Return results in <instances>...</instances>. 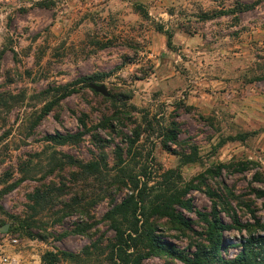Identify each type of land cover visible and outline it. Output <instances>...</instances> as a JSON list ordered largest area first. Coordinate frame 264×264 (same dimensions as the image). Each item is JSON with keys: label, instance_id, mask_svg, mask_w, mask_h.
<instances>
[{"label": "rangeland", "instance_id": "1", "mask_svg": "<svg viewBox=\"0 0 264 264\" xmlns=\"http://www.w3.org/2000/svg\"><path fill=\"white\" fill-rule=\"evenodd\" d=\"M242 4L254 8L201 19ZM160 25L173 34L171 48ZM97 74L109 98L85 87L44 115L60 88ZM85 115L93 129L79 143L45 139L80 132ZM137 126L141 137L130 154L126 136ZM243 133L251 137L219 147ZM102 160L106 169L83 172ZM241 162L259 166L234 170ZM222 164L233 167L216 176ZM256 172L264 175V0H0V229L8 225L5 234L17 236L37 264L49 252L58 264H186L149 255V231L193 254L206 244L200 214L212 218L216 210L228 225L264 222ZM132 195L141 208L140 239L122 260L105 217ZM156 206L182 214L193 231L154 215ZM248 237L238 227L226 232L225 254L235 256L233 246Z\"/></svg>", "mask_w": 264, "mask_h": 264}, {"label": "trees", "instance_id": "2", "mask_svg": "<svg viewBox=\"0 0 264 264\" xmlns=\"http://www.w3.org/2000/svg\"><path fill=\"white\" fill-rule=\"evenodd\" d=\"M136 11L147 20H150V16L145 7L141 4H136ZM253 6H249L247 4L239 5L232 11H215L212 13H205L201 16L203 21H210L216 18H221L230 14L242 13L245 11H250L253 9ZM157 29L160 32H163L167 35L168 47L171 48L173 34L170 31L165 30L164 26H158ZM103 75H92V76H84L78 79L73 83H69L64 87L60 88V92H62V96L56 102L49 104L44 109V115H47L51 112L52 108L61 100L71 97L72 95L78 93L81 89L85 87H89L91 84L95 83L98 80H101ZM82 130L75 134H57V135H47L45 139L54 143L55 145L62 146L67 144H77L83 138L92 132V127H89L86 121V115L80 119ZM179 136V128L176 123H172L171 129L169 130L168 141L170 143L176 142ZM141 137V126H137L136 130L133 132V137L126 136V141L128 142V152L130 154L133 153L137 141H139ZM251 135L247 134H239L236 137H229L228 139L222 140L219 144V147H223L226 145L228 141L240 140L245 141ZM97 143H101L97 142ZM167 151L172 152L171 148L167 145L164 146ZM116 158L119 165H123V150L120 146H117L116 149ZM195 157L198 156V150L194 148ZM187 158V157H185ZM196 160H186L184 163H193ZM108 164L105 160L102 161H92L86 163L82 166V170L85 174L89 176H94L101 172L102 169H106ZM259 164L255 162H241L234 168V170L238 172H247L250 167H258ZM233 167L232 165L222 164L215 168L213 173L216 176H220L222 170L229 169ZM255 181L264 182V175L260 172H256L254 175ZM257 195L259 197H264V190H258ZM174 202H179L180 204H184L189 210L191 209V204L189 201L187 203H182L179 200H173ZM141 208L139 206V202L137 200V196H129L121 203L116 204L112 210H110L105 219L111 223L113 230L116 232L115 242L113 244V252L117 251L118 257L120 259H125L127 255V251L125 248L133 247V245H137L140 238L135 237V235H139V221H138V213ZM154 215H162L163 217H168L171 220H174L182 227L188 229L189 231H193L192 227L189 224L187 218H185L180 213H175L171 207L167 206H156L153 210ZM200 214V213H199ZM202 220L206 224V230L204 234H201L202 237H205L206 244H198L196 245V252L193 254H188L185 250L178 249L167 243L162 241L154 234V230H150L148 233V249L150 250L149 255L153 256H170L173 259L179 260L186 264H264V222H261L256 217L254 224H246L242 225L239 223L238 219H235L234 225L225 224L221 218L216 214V210L212 214V218H209V215L200 214ZM23 227V225H21ZM238 227L240 230H246L249 233V237L245 239L239 245H235L233 247L239 248L238 253L235 256L228 257L225 253H227L225 247V234L226 232ZM126 228V229H124ZM19 228H13L12 232H17ZM80 233L84 232V228H79ZM129 231V233H128ZM259 231L262 234H260ZM32 237V236H31ZM141 237V236H140ZM143 237V236H142ZM132 245V246H131ZM64 256H70L67 253H62ZM141 260V259H140ZM60 261L59 256L54 253H46L43 257V262L46 264H58ZM140 264V262H139Z\"/></svg>", "mask_w": 264, "mask_h": 264}, {"label": "built area", "instance_id": "3", "mask_svg": "<svg viewBox=\"0 0 264 264\" xmlns=\"http://www.w3.org/2000/svg\"><path fill=\"white\" fill-rule=\"evenodd\" d=\"M25 247L17 236L0 234V264H22Z\"/></svg>", "mask_w": 264, "mask_h": 264}, {"label": "water", "instance_id": "4", "mask_svg": "<svg viewBox=\"0 0 264 264\" xmlns=\"http://www.w3.org/2000/svg\"><path fill=\"white\" fill-rule=\"evenodd\" d=\"M89 88L91 90H93L94 92H96L98 94H101L102 96H104L106 98H109L110 97V93H109L108 89L103 84L93 83V84H91L89 86ZM8 229H9V226L8 225H6L5 227L3 226V228L0 229V233L5 234V233L8 232Z\"/></svg>", "mask_w": 264, "mask_h": 264}, {"label": "crops", "instance_id": "5", "mask_svg": "<svg viewBox=\"0 0 264 264\" xmlns=\"http://www.w3.org/2000/svg\"><path fill=\"white\" fill-rule=\"evenodd\" d=\"M22 259H24L25 264H37L40 262L39 257L30 252H27V253L23 252Z\"/></svg>", "mask_w": 264, "mask_h": 264}]
</instances>
